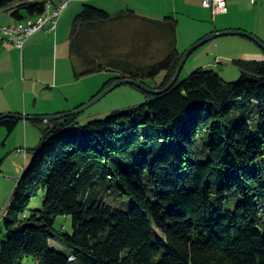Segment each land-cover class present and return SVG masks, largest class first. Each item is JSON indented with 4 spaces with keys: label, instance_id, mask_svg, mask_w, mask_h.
Here are the masks:
<instances>
[{
    "label": "trees",
    "instance_id": "16d2710c",
    "mask_svg": "<svg viewBox=\"0 0 264 264\" xmlns=\"http://www.w3.org/2000/svg\"><path fill=\"white\" fill-rule=\"evenodd\" d=\"M48 0H0L15 22ZM25 13V14H23ZM137 21L162 35L166 56L137 64L115 53L111 30ZM178 21L88 3L72 22L75 76L103 72L166 88L184 55ZM240 80L200 68L141 107L80 126L72 116L43 126L4 217L0 264H264V61H234ZM147 85V84H146ZM2 115H0L1 117ZM20 120L5 118L12 134ZM116 196L128 211L109 205ZM40 203V207L36 204ZM72 216L74 233L55 228ZM61 241L64 253L51 248Z\"/></svg>",
    "mask_w": 264,
    "mask_h": 264
},
{
    "label": "rangeland",
    "instance_id": "374dc122",
    "mask_svg": "<svg viewBox=\"0 0 264 264\" xmlns=\"http://www.w3.org/2000/svg\"><path fill=\"white\" fill-rule=\"evenodd\" d=\"M102 1L103 0H75L63 13L61 17L62 20L60 19L61 21L59 22L60 28L68 29V33L60 37L58 43V82L54 87L57 93L56 104L58 107V114L56 115L68 114L89 106L77 116L78 123L82 127L87 126L93 121L106 120L114 112L141 107L148 100L145 92L141 89L133 85H123L107 94L101 100L93 103L105 90L104 87L106 83L114 74L111 72H103L86 77H75L73 69L75 63L74 60L69 58L71 45L70 34L73 19L82 11L84 3L104 9L101 6ZM106 11L111 14H116L120 10L106 9ZM33 19H37V17ZM179 20L181 21L182 27L179 33L181 44L178 48L180 52H183L190 39L187 37H189L190 32H192L194 28L189 24L185 16H179ZM111 32L113 43L112 50L117 54L131 56L132 60L137 64H153L164 59L166 56V43L162 35L150 27L143 25L141 22L130 21L118 24L114 26ZM233 38L240 37H220L197 49L187 59L180 74V81H184L198 69L205 68L207 70H214L226 82H238L241 77V70L232 63V59L228 60L221 58L220 60H216V51H218V49H215V47L225 40H231ZM224 49L225 48L220 45L219 53H222ZM33 51L36 55V68L34 71L36 77L44 79V76L54 73L55 66L53 58H51V65L47 60V56L53 53V46L47 43L43 47L34 48ZM208 63L211 64L208 65ZM163 77L164 76L161 75L155 81L148 80L146 84L148 87L156 89L162 83ZM40 85L44 91L45 86L41 83ZM23 122H28V131L15 130L12 134H9L5 128H0V243L7 240V234L4 228V217L8 211L17 183L23 176L27 166L31 163L33 152L40 145L43 138L42 125L33 123V121ZM108 204L123 211H128L132 207L131 200L122 196H116L113 201ZM36 206L40 207V203L36 204ZM55 228L72 235L74 233L73 217H58L55 221ZM50 246L64 253L69 252V249L58 240H52ZM24 264L38 263L34 258H31L27 259Z\"/></svg>",
    "mask_w": 264,
    "mask_h": 264
},
{
    "label": "crops",
    "instance_id": "0c3cea01",
    "mask_svg": "<svg viewBox=\"0 0 264 264\" xmlns=\"http://www.w3.org/2000/svg\"><path fill=\"white\" fill-rule=\"evenodd\" d=\"M54 2L56 4L59 0ZM101 3L105 10L132 9L139 16L153 20H162L167 16L174 17L178 21V47L181 44L179 33L182 27L179 16H185L194 29L187 37L190 39L183 52L211 34L229 30L247 32L264 42V1L253 4L251 0H227L228 12L218 15L204 8L202 0H103ZM14 23H16L15 19L9 9L0 11V28L9 27ZM66 33L68 29L60 28L59 23L55 33L49 34L44 31L38 33L27 43L24 50L16 48L5 37V40L0 39V115L58 114L57 93L54 89L58 82V43L60 37ZM237 37L240 38L225 40L220 44L225 48L222 53H219L220 45L215 47L218 49L216 60L232 59V63L238 60L264 61V51L258 44L248 38ZM47 43L53 46V53L47 56V60L51 65L53 58L55 72L44 76L43 79L36 77L34 73L36 55L33 50ZM69 58L71 59L70 55ZM40 83L45 86L44 91ZM28 125V122L20 121L16 130L28 131Z\"/></svg>",
    "mask_w": 264,
    "mask_h": 264
},
{
    "label": "water",
    "instance_id": "95a60500",
    "mask_svg": "<svg viewBox=\"0 0 264 264\" xmlns=\"http://www.w3.org/2000/svg\"><path fill=\"white\" fill-rule=\"evenodd\" d=\"M225 36H242L245 38H248L250 40H252L253 42H255L256 44H258V46H260V48L263 49L264 51V42L262 40H260L258 37H256L255 35L249 34L247 32L244 31H237V30H229V31H224V32H219V33H215V34H211L209 36H207L206 38L202 39L201 41H199L198 43H196L193 47H191L188 51H186L179 63V66L177 68V71L173 77V79L171 80V82L169 83V85L160 90V89H153L148 87L146 84L139 82L137 80H133V79H121L118 80L116 82H114L112 85H110L109 87H107L95 100L93 103H96L97 101L101 100L103 97H105L107 94H109L110 92H112L113 90H115L116 88L123 86V85H133L139 89H141L142 91H144L147 94L153 95V96H160L163 93H166L167 91H169L170 89H172L176 83L178 82L179 78H180V74L181 71L187 61V59L200 47H202L203 45H205L206 43H208L209 41H212L214 39L220 38V37H225ZM92 105V104H90ZM89 106H86L84 108H81L77 111L68 113V114H59V115H54V116H24V115H14V114H7V115H2L0 117V121L5 119V118H16L20 121H40L45 125H52L53 121H57V120H62L65 118H69L72 116L77 117L80 113H82L86 108H88Z\"/></svg>",
    "mask_w": 264,
    "mask_h": 264
},
{
    "label": "built area",
    "instance_id": "2783aa9c",
    "mask_svg": "<svg viewBox=\"0 0 264 264\" xmlns=\"http://www.w3.org/2000/svg\"><path fill=\"white\" fill-rule=\"evenodd\" d=\"M50 1V13L45 14V21L28 23V18L23 20V26H15V23L6 28H0V39L5 38L16 48L24 50L27 43L38 33L47 32L53 34L57 31L59 21L69 5L75 0L60 1V5H53ZM264 0H251L256 4ZM203 7L209 9L214 15L226 14L228 12L227 0H202ZM5 37V38H4Z\"/></svg>",
    "mask_w": 264,
    "mask_h": 264
},
{
    "label": "bare ground",
    "instance_id": "6f19581e",
    "mask_svg": "<svg viewBox=\"0 0 264 264\" xmlns=\"http://www.w3.org/2000/svg\"><path fill=\"white\" fill-rule=\"evenodd\" d=\"M60 1H65V0H59V2L56 4L53 0V5H60ZM44 13H50V1H48L47 9ZM44 13L40 16H37V19L28 18V23H37V22L45 21V14ZM15 26H23V21L16 22Z\"/></svg>",
    "mask_w": 264,
    "mask_h": 264
}]
</instances>
